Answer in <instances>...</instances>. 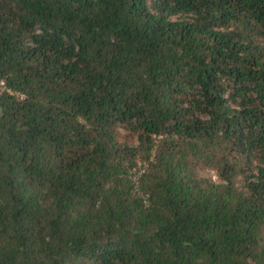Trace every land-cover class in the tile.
I'll use <instances>...</instances> for the list:
<instances>
[{"label": "trees", "instance_id": "trees-1", "mask_svg": "<svg viewBox=\"0 0 264 264\" xmlns=\"http://www.w3.org/2000/svg\"><path fill=\"white\" fill-rule=\"evenodd\" d=\"M2 81L0 264H264V0H0Z\"/></svg>", "mask_w": 264, "mask_h": 264}, {"label": "built area", "instance_id": "built-area-1", "mask_svg": "<svg viewBox=\"0 0 264 264\" xmlns=\"http://www.w3.org/2000/svg\"><path fill=\"white\" fill-rule=\"evenodd\" d=\"M4 89H6V85H5V82L2 81V82L0 83V91H4ZM141 171H144V168H143ZM138 176H139V175H138ZM136 179H137V178H136Z\"/></svg>", "mask_w": 264, "mask_h": 264}, {"label": "rangeland", "instance_id": "rangeland-1", "mask_svg": "<svg viewBox=\"0 0 264 264\" xmlns=\"http://www.w3.org/2000/svg\"><path fill=\"white\" fill-rule=\"evenodd\" d=\"M138 169H140V170L138 171V172L140 173V172H141V170L143 169V168H142V164H141V163L139 164V168H138ZM211 174H212V173H211ZM138 175H139V174H138ZM212 175H214V174H212ZM215 178H216V176H214V179H215Z\"/></svg>", "mask_w": 264, "mask_h": 264}]
</instances>
